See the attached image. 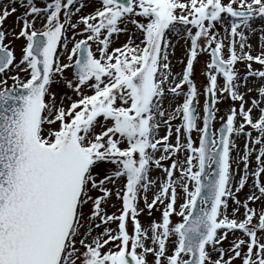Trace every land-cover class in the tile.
<instances>
[{
	"label": "snow or ice",
	"instance_id": "1",
	"mask_svg": "<svg viewBox=\"0 0 264 264\" xmlns=\"http://www.w3.org/2000/svg\"><path fill=\"white\" fill-rule=\"evenodd\" d=\"M0 264H264V0L0 4Z\"/></svg>",
	"mask_w": 264,
	"mask_h": 264
},
{
	"label": "rangeland",
	"instance_id": "2",
	"mask_svg": "<svg viewBox=\"0 0 264 264\" xmlns=\"http://www.w3.org/2000/svg\"><path fill=\"white\" fill-rule=\"evenodd\" d=\"M7 2V0H0V4H3V3H6ZM12 19L10 18L7 22H6V27H10L11 25H12ZM181 52V53H180ZM182 55H183V53H182V50L180 49L179 51H177L176 50V53H175V58L173 59V64L175 65V68H174V71H180L181 70V67H182V65H180L179 63H178V60H179V58H181L182 57ZM201 61H203V57H201ZM203 65H202V63H200V64H197L195 67H196V72H197V76H196V83H197V85L198 86H200L201 85V83H202V81H203V77H201L200 75H199V71H200V69H201V67H202ZM238 67H243L242 65H238ZM202 101H203V97H201V103H202ZM217 126H218V123H217ZM194 139H195V135H194ZM238 143L241 145V147H242V145H243V141H238ZM233 155H235V153H233ZM144 219V218H143Z\"/></svg>",
	"mask_w": 264,
	"mask_h": 264
},
{
	"label": "bare ground",
	"instance_id": "3",
	"mask_svg": "<svg viewBox=\"0 0 264 264\" xmlns=\"http://www.w3.org/2000/svg\"><path fill=\"white\" fill-rule=\"evenodd\" d=\"M180 49H181V48L178 46L176 50L179 51ZM180 53H181V52H180ZM143 218H144V217H142V220H143Z\"/></svg>",
	"mask_w": 264,
	"mask_h": 264
}]
</instances>
